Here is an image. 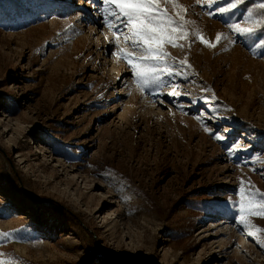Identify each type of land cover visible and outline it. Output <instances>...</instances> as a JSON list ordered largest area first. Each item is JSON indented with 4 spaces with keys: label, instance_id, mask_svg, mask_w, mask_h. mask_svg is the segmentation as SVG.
Returning a JSON list of instances; mask_svg holds the SVG:
<instances>
[{
    "label": "rangeland",
    "instance_id": "obj_1",
    "mask_svg": "<svg viewBox=\"0 0 264 264\" xmlns=\"http://www.w3.org/2000/svg\"><path fill=\"white\" fill-rule=\"evenodd\" d=\"M82 1L0 0V260L264 264L236 211L264 193V41L230 27L264 0H179L215 47L166 45L191 68L143 91Z\"/></svg>",
    "mask_w": 264,
    "mask_h": 264
},
{
    "label": "snow or ice",
    "instance_id": "obj_2",
    "mask_svg": "<svg viewBox=\"0 0 264 264\" xmlns=\"http://www.w3.org/2000/svg\"><path fill=\"white\" fill-rule=\"evenodd\" d=\"M201 3V0H196ZM216 0H210L215 3ZM242 0H226L227 6L218 7L220 14L230 13L235 9ZM102 7L98 6L103 17V24L113 32L114 39L108 43L110 46H117L119 43V34H123L126 43H130L133 49L139 50L141 55L134 52H128L120 49L118 55L124 59L130 67L133 68L137 78V85L141 91L145 87L152 85L162 86L163 77L186 76V69H190L191 65L184 60L178 61L166 50V45L172 47H183L179 43L181 40L194 42L199 39L208 47H215L205 39L197 27L195 22L186 18L188 8L179 0H100ZM169 6L172 11L169 10ZM260 9H264V2L258 5ZM213 13H209L212 15ZM251 12L249 19H251ZM256 27H241L240 24H232L230 27L237 33L251 35L257 31L264 32V19L255 21ZM224 36L221 33L216 35V43H219ZM107 39V37H106ZM264 41V36H261ZM259 47H264L261 43ZM177 68L179 70H173ZM207 91V89H205ZM179 92H171L168 95L177 96ZM203 119V116L197 117ZM218 140L226 139L223 134H217L215 131L205 128ZM241 199L236 202L238 212L237 222L245 229H249L248 234L255 236L258 232L264 231L257 228L248 219L249 216H264V193L258 189L253 191L251 188L240 191ZM259 197V200H257ZM251 229H255L251 231ZM3 235L7 236V233ZM0 264H8L7 261L0 260ZM15 264V261H11Z\"/></svg>",
    "mask_w": 264,
    "mask_h": 264
},
{
    "label": "bare ground",
    "instance_id": "obj_3",
    "mask_svg": "<svg viewBox=\"0 0 264 264\" xmlns=\"http://www.w3.org/2000/svg\"><path fill=\"white\" fill-rule=\"evenodd\" d=\"M83 7L85 9V11L90 10L91 14H94V18L98 21V19L100 17H102V13L100 10H98V6L102 7V5L100 4V0L99 1H95V0H83ZM92 9L94 10V12L92 11Z\"/></svg>",
    "mask_w": 264,
    "mask_h": 264
},
{
    "label": "trees",
    "instance_id": "obj_4",
    "mask_svg": "<svg viewBox=\"0 0 264 264\" xmlns=\"http://www.w3.org/2000/svg\"><path fill=\"white\" fill-rule=\"evenodd\" d=\"M251 3H252V1H251V2L247 1V2H246V5H249V4H251ZM257 10H258V17H259V19H260V20H261V19H264V9L257 8ZM256 34H257V36H259L260 38H261V36H264V32H261V31H257ZM79 264H85V262H80Z\"/></svg>",
    "mask_w": 264,
    "mask_h": 264
}]
</instances>
